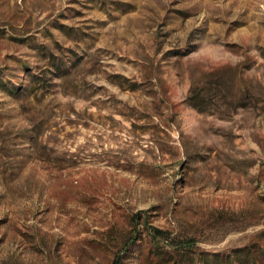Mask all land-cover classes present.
Listing matches in <instances>:
<instances>
[{
    "label": "rangeland",
    "instance_id": "rangeland-1",
    "mask_svg": "<svg viewBox=\"0 0 264 264\" xmlns=\"http://www.w3.org/2000/svg\"><path fill=\"white\" fill-rule=\"evenodd\" d=\"M252 243L264 0H0V264Z\"/></svg>",
    "mask_w": 264,
    "mask_h": 264
},
{
    "label": "trees",
    "instance_id": "trees-1",
    "mask_svg": "<svg viewBox=\"0 0 264 264\" xmlns=\"http://www.w3.org/2000/svg\"><path fill=\"white\" fill-rule=\"evenodd\" d=\"M138 217L139 213L135 214L132 218ZM151 233L154 237H157L163 236L164 231L153 227L151 228ZM129 243L130 240L124 243V249H126V246H128ZM184 250L191 251V249L187 247ZM165 254H167L168 257H161L157 259L155 264H162L166 260H171V264H178L179 260L175 257L174 254L164 253V255ZM199 254V259L201 258L202 264H208V261H210V264H264V247L256 245V243H252L251 245L245 246L243 248L234 249L226 254H209L206 252H200ZM208 258H210V260ZM182 259L183 257L181 258V260ZM118 262L117 259H114L111 264H119Z\"/></svg>",
    "mask_w": 264,
    "mask_h": 264
}]
</instances>
